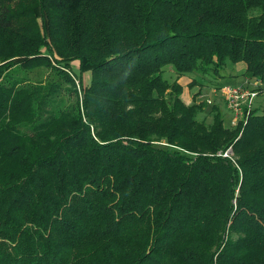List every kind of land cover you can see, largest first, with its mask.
Wrapping results in <instances>:
<instances>
[{
  "label": "trees",
  "instance_id": "obj_1",
  "mask_svg": "<svg viewBox=\"0 0 264 264\" xmlns=\"http://www.w3.org/2000/svg\"><path fill=\"white\" fill-rule=\"evenodd\" d=\"M240 63L264 88V0H0V264H264V114L165 72Z\"/></svg>",
  "mask_w": 264,
  "mask_h": 264
},
{
  "label": "rangeland",
  "instance_id": "obj_2",
  "mask_svg": "<svg viewBox=\"0 0 264 264\" xmlns=\"http://www.w3.org/2000/svg\"><path fill=\"white\" fill-rule=\"evenodd\" d=\"M78 62H73L69 69L73 72V74L78 73ZM233 67V66H231ZM228 67V68H231ZM228 68L224 69L227 70ZM166 77L169 80L174 81L177 80L183 87V95L181 97L182 101L186 105H203L204 111L201 115V119H203L208 125L213 122L215 112L212 110L213 107L219 108L224 124L226 127L230 128L231 121L234 118L233 113L228 109L227 104L224 102L225 99L220 93V88L223 82L219 81L220 78H214L208 75H199L196 73L185 74L180 77L175 73L172 67L166 68ZM238 72H243L241 69ZM246 73V72H245ZM228 74V72L226 73ZM76 76V75H75ZM246 77L249 78L246 73ZM93 75L92 73H85L83 79V86L78 87L79 89L88 88L92 83ZM231 79L235 78L232 75H227V77H223V79ZM250 84L257 85L258 83L255 79H248ZM77 85H80V81L76 79ZM223 85L233 86L234 83L232 81H226ZM259 86V85H257ZM254 110H257L260 114H264V89H260V94L256 99L254 104ZM232 126V125H231ZM233 127V126H232ZM155 146L160 148H166L167 145L164 143H155ZM166 146V147H165ZM230 150V149H229ZM228 150V151H229ZM230 154V153H229ZM227 156V155H226Z\"/></svg>",
  "mask_w": 264,
  "mask_h": 264
},
{
  "label": "built area",
  "instance_id": "obj_3",
  "mask_svg": "<svg viewBox=\"0 0 264 264\" xmlns=\"http://www.w3.org/2000/svg\"><path fill=\"white\" fill-rule=\"evenodd\" d=\"M220 93L225 99L228 109L233 113L234 118L231 121L233 127L240 123L247 124L249 116L254 111V104L260 94L259 86H228L220 88Z\"/></svg>",
  "mask_w": 264,
  "mask_h": 264
},
{
  "label": "crops",
  "instance_id": "obj_4",
  "mask_svg": "<svg viewBox=\"0 0 264 264\" xmlns=\"http://www.w3.org/2000/svg\"><path fill=\"white\" fill-rule=\"evenodd\" d=\"M241 69L243 72H238V70ZM228 72V74H226ZM246 66L245 64L243 63H240V64H237L231 68H228L227 70H223L222 73H221V76L222 78L219 79V81L223 84L224 82L226 81H232L234 83L233 86H245V87H251L253 88L254 86H257V85H260V84H257V85H254V84H250L248 81L249 78L246 77ZM227 75H232L234 76L235 78H231V79H223V77H227ZM258 83V82H257ZM264 87V85H263ZM264 89V88H262ZM225 102V101H224ZM226 103V102H225Z\"/></svg>",
  "mask_w": 264,
  "mask_h": 264
},
{
  "label": "water",
  "instance_id": "obj_5",
  "mask_svg": "<svg viewBox=\"0 0 264 264\" xmlns=\"http://www.w3.org/2000/svg\"><path fill=\"white\" fill-rule=\"evenodd\" d=\"M228 153L233 154L232 148L228 151Z\"/></svg>",
  "mask_w": 264,
  "mask_h": 264
}]
</instances>
